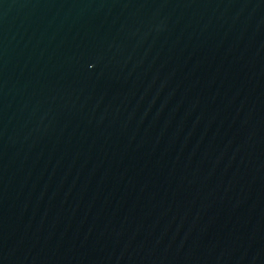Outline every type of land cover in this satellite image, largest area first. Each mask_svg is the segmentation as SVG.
I'll list each match as a JSON object with an SVG mask.
<instances>
[{
	"label": "water",
	"instance_id": "water-1",
	"mask_svg": "<svg viewBox=\"0 0 264 264\" xmlns=\"http://www.w3.org/2000/svg\"><path fill=\"white\" fill-rule=\"evenodd\" d=\"M0 264H264V0H0Z\"/></svg>",
	"mask_w": 264,
	"mask_h": 264
}]
</instances>
